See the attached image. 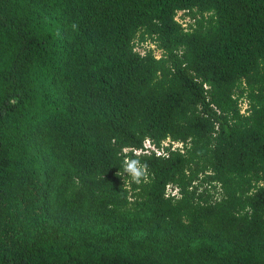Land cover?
Instances as JSON below:
<instances>
[{
  "label": "trees",
  "instance_id": "1",
  "mask_svg": "<svg viewBox=\"0 0 264 264\" xmlns=\"http://www.w3.org/2000/svg\"><path fill=\"white\" fill-rule=\"evenodd\" d=\"M0 264H264V0H0Z\"/></svg>",
  "mask_w": 264,
  "mask_h": 264
},
{
  "label": "clouds",
  "instance_id": "2",
  "mask_svg": "<svg viewBox=\"0 0 264 264\" xmlns=\"http://www.w3.org/2000/svg\"><path fill=\"white\" fill-rule=\"evenodd\" d=\"M148 165L139 158L126 156L122 163V171L116 173V176H126L130 182L140 183L146 177Z\"/></svg>",
  "mask_w": 264,
  "mask_h": 264
},
{
  "label": "rangeland",
  "instance_id": "3",
  "mask_svg": "<svg viewBox=\"0 0 264 264\" xmlns=\"http://www.w3.org/2000/svg\"><path fill=\"white\" fill-rule=\"evenodd\" d=\"M182 14L179 13L178 16H177V19L183 24L185 25L186 23H188V18H186L185 20H182ZM153 48V46H150V45H147V44H143V45H139L136 47V50L139 51V52H144L147 48ZM156 55H159V52H155ZM244 108V106H243Z\"/></svg>",
  "mask_w": 264,
  "mask_h": 264
},
{
  "label": "built area",
  "instance_id": "4",
  "mask_svg": "<svg viewBox=\"0 0 264 264\" xmlns=\"http://www.w3.org/2000/svg\"><path fill=\"white\" fill-rule=\"evenodd\" d=\"M168 144V141L164 143V145H167ZM144 147H145V151H135V153H141V152H148V150H154V148L150 145V143L147 141L145 144H144ZM172 147L173 149L177 148V147H181L180 144L178 143H172ZM175 193V191L173 192V194Z\"/></svg>",
  "mask_w": 264,
  "mask_h": 264
}]
</instances>
